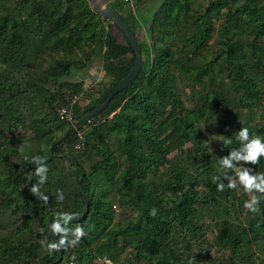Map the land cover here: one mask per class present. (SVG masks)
<instances>
[{"label": "trees", "instance_id": "obj_1", "mask_svg": "<svg viewBox=\"0 0 264 264\" xmlns=\"http://www.w3.org/2000/svg\"><path fill=\"white\" fill-rule=\"evenodd\" d=\"M109 5L136 35V25L143 24L136 8L125 0ZM150 18L144 41L137 37L143 54L140 74L101 115L55 145L130 72L135 60L121 57L131 47L117 42L110 20L88 0H0V205L7 209L15 204L13 213L21 211L25 217L23 228L0 234V264H199L204 255L209 264H264V193L258 190L256 210L247 209L244 186L238 180L235 188L228 186L237 179L230 175L235 168L206 154L199 131L211 115L212 99L223 104L232 91L223 83L222 61L231 84L244 90L239 104L252 107L261 100L260 77L246 73L251 66L246 59L257 58L255 67L264 70V39L258 42L264 38V0H159ZM219 19L224 20L220 36L226 41L216 53L211 40ZM234 28L254 38L236 42ZM95 59L105 72L102 82L87 89L85 80H71ZM192 80L201 84L204 96L199 107L190 109L184 107L179 85ZM28 92L41 97L49 112L35 125L36 135L25 139L16 134L26 127L16 98ZM81 97L90 99L86 107L76 101L71 118L60 113ZM225 126L220 124L217 133L227 156L240 149L241 126L233 125L231 132ZM245 126L250 135L264 137V126L256 131L247 122ZM228 138L232 143H225ZM188 143L196 153L189 163L169 160L171 149ZM116 152L126 162L119 173ZM33 155L47 156L40 161L48 166L44 181L35 172L38 163L26 158ZM233 164L264 172V155L257 163L233 158ZM162 167H168L163 180L157 178ZM34 185L40 193L32 192ZM201 186L205 191L197 190ZM60 191L63 200L57 199ZM87 200L89 209L83 214ZM119 209L124 221H117ZM246 209L248 224L235 223ZM203 210L219 218L208 246L202 241L210 228L202 223ZM61 211L76 213L62 226L80 224L85 233L75 243L49 249V243L65 235L50 227L57 219L63 221L56 215ZM34 224L39 225L36 232ZM212 246L223 251L222 257H210ZM128 250L129 262L124 260ZM104 258L112 263L102 262Z\"/></svg>", "mask_w": 264, "mask_h": 264}, {"label": "rangeland", "instance_id": "obj_2", "mask_svg": "<svg viewBox=\"0 0 264 264\" xmlns=\"http://www.w3.org/2000/svg\"><path fill=\"white\" fill-rule=\"evenodd\" d=\"M241 4V3H239ZM238 4V5H239ZM159 0L156 1H141L135 3V8L137 10V20L139 22H142L143 24H138L135 27V31L137 32V37L139 40L144 41L146 38V30L145 25L146 21L148 19L150 20V16L154 11L158 8ZM237 6V4L235 5ZM132 8V7H131ZM224 20L219 19L215 23V33H214V39L211 40V43H216L215 52H219V48L223 47L222 42H225V37L220 36V30L222 28ZM234 31L236 34L233 36L234 39H244L249 38L252 40L254 38V35H248L242 33L241 29L234 28ZM264 38H259L258 42L261 43ZM148 51V48L144 47V54ZM150 61L149 57L144 58V63H148ZM247 64H250L251 66L247 68V74L254 73L256 76L260 77V79L257 81L259 85V89L261 91V100L259 103L253 104L252 107L247 106H241L238 102L241 93L243 94L244 90H242L241 87L235 88L231 84L230 79V73L229 69L227 68V65L225 62L221 63L220 69H221V76L224 78V84H226V89L230 88L232 91L228 94L227 99L223 101L224 103L221 104L216 97L212 99V103H209L211 106V115L207 120H202V122L199 124V131L202 133V136L200 138V143L203 147V149L206 151V154L211 155V158H220L222 159L223 156L226 154V149L224 150L221 146L224 141L223 137L220 136L217 132L220 130V124L227 123V126H225L223 129L226 131H232L233 125L237 126H243L244 122L248 123V126L251 127L252 131H256L257 129L264 126V70L263 68L257 69L255 67V63L257 62V58L248 56L246 59ZM263 63H264V57H263ZM259 71V73H258ZM105 72L101 65L100 59H95L92 63H90L84 70H81L79 74L72 78L73 81H79V80H85V86L87 89L90 87H94L98 85L100 82H102V79H104ZM106 82V79L105 81ZM189 84V85H188ZM188 84H180V94L181 98L184 102L185 108H196L199 107L203 102V90L201 88V84H199L196 81H190ZM189 87H188V86ZM233 88H232V87ZM226 92V91H225ZM76 101L79 103L81 107H86L90 99L88 97H81V98H75ZM16 101L20 103L21 109L24 112V120L26 121V127H22L17 131L18 136L25 135V139L32 138L36 135L37 129H35V125H41V119L42 117L46 116L45 114L49 112V109L46 107V105L43 102V99L41 97H36L32 93L28 92L26 94L18 95L16 98ZM74 101V102H76ZM230 104V105H228ZM61 110V109H60ZM62 114V113H61ZM49 118L51 116L49 115ZM6 126V125H5ZM26 142V141H25ZM195 147L192 146L191 143H188L181 149L173 148L169 151V154H167V157L169 160L172 161H178L183 160L185 163L190 162V158H192L195 153ZM192 152H194L192 154ZM228 154V153H227ZM116 155L118 156L117 162H118V173L125 167L126 162L124 157H122L118 152H116ZM229 155V154H228ZM164 163L166 166L169 164L167 162ZM86 169L89 171V163L85 162ZM249 167V166H248ZM70 169V168H69ZM236 170V168H235ZM168 173V167H162L160 169V172H158L157 178L164 179L165 175ZM230 175L237 176V171H234ZM2 184H0L1 187ZM205 188L198 187L197 190L205 191ZM245 189V188H244ZM247 197V201H251L253 196L258 197L259 192L257 189H251V190H245ZM4 195L0 194V203ZM15 207V204H12L10 208H3L0 205V234H9L11 232L16 231L17 229L23 228L25 217L23 216L21 211H18L17 213H13V209ZM116 209L119 208L118 204L115 205ZM257 208V203L255 204V209ZM247 209H249L247 207ZM247 209L244 212V215L241 216V220L239 219H233V221L237 224L244 223L243 225H247L248 222V215H247ZM204 218L202 219V223L206 225L207 229L206 235L203 237V242L205 246H208V244L213 241L214 237L216 236V227L215 221L219 220V218H211L208 215V212L206 210H203ZM234 217V215H233ZM125 214H122L120 209L117 211V221H124ZM218 222V221H217ZM214 224V225H213ZM39 225L34 224L33 228L36 232L38 230ZM30 234V232L28 233ZM131 250H128L127 255L125 256L124 260L129 262V257L131 258V254L129 253ZM195 252H198L197 249H195ZM210 257H222L223 251L220 250L216 246H212L210 248ZM229 254V252L227 251ZM226 253V254H227ZM128 259V260H127ZM132 260V259H131ZM105 262V259L102 261ZM200 263L199 264H209L208 257L207 256H201L200 257Z\"/></svg>", "mask_w": 264, "mask_h": 264}, {"label": "clouds", "instance_id": "obj_3", "mask_svg": "<svg viewBox=\"0 0 264 264\" xmlns=\"http://www.w3.org/2000/svg\"><path fill=\"white\" fill-rule=\"evenodd\" d=\"M238 139L241 141V146L239 150H232L229 155L224 156L220 161V165L224 167H234L237 171V179L230 180L228 184L229 187L235 188L237 186V180L239 184L243 185L245 190L257 189L261 193H264V172L253 171L248 166L234 165L233 158L236 160L251 161L257 163L259 158L264 155V137L256 134L250 135V129L248 127H241L238 132ZM225 143H232L231 138L225 139ZM30 158L31 161H36L38 167L35 169V172L38 174L40 181H44L48 175V166L40 163V161L47 159L46 155H33ZM219 188L223 189L224 184L221 183L218 185ZM33 193H40L39 186L32 187ZM60 195L57 197L59 200L64 199V194L62 191L59 192ZM42 198L46 201L48 199L47 195H43ZM258 197L253 196L251 201H246V206L253 210L255 209V204L257 203ZM152 214L155 215V208L151 210ZM56 215L63 218V221L57 219L51 224V229L57 233H64L59 242H51L48 244L49 249H58L66 242L75 243L81 235L85 233L83 225L77 224L74 228L69 229L66 226L68 220L72 218L73 215H76L75 212L61 211L57 212ZM71 237V239H70Z\"/></svg>", "mask_w": 264, "mask_h": 264}, {"label": "water", "instance_id": "obj_4", "mask_svg": "<svg viewBox=\"0 0 264 264\" xmlns=\"http://www.w3.org/2000/svg\"><path fill=\"white\" fill-rule=\"evenodd\" d=\"M92 8L99 12L104 18L109 19L111 22L110 33L116 38L119 44L131 47V50L121 59H126L130 63L134 59V64L130 72L121 79L110 91L107 98L96 108L87 112L82 118L75 122L55 143V145H60V143L65 140L69 134L82 126H86L93 118L101 115L106 108L109 106L112 99L118 94L121 90L125 89L133 80L137 78L143 68V54L139 45V41L135 33L133 32L130 24L125 20L124 16L116 10L113 6L109 5L112 0H88ZM67 158L68 155H65ZM77 166V162H75ZM82 184V178L80 179ZM89 209V201L87 200L85 210L83 214H86ZM50 221H48L47 227L49 226ZM62 257V253H61ZM60 257V258H61Z\"/></svg>", "mask_w": 264, "mask_h": 264}, {"label": "built area", "instance_id": "obj_5", "mask_svg": "<svg viewBox=\"0 0 264 264\" xmlns=\"http://www.w3.org/2000/svg\"><path fill=\"white\" fill-rule=\"evenodd\" d=\"M125 1H128L130 3V5L132 6V8H135V3H134V0H125ZM74 101H76V99H73L72 100V103H67L65 104L62 109L60 110V113L66 115L67 118H71L73 112H72V106L73 104L75 103ZM80 139L83 140V135L80 134ZM77 147H80V145L78 144ZM105 259V262H108V263H112V261L109 259V258H104ZM103 259V260H104ZM102 260V261H103Z\"/></svg>", "mask_w": 264, "mask_h": 264}]
</instances>
